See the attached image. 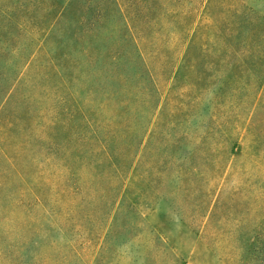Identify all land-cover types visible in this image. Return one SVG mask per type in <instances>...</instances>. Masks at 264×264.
Wrapping results in <instances>:
<instances>
[{
  "label": "trees",
  "instance_id": "trees-1",
  "mask_svg": "<svg viewBox=\"0 0 264 264\" xmlns=\"http://www.w3.org/2000/svg\"><path fill=\"white\" fill-rule=\"evenodd\" d=\"M111 1L121 12L122 28L114 30L117 48L101 49L113 32L87 23V40H103L89 43L83 59L73 53L74 43L69 71H62L70 90L58 97L50 142L57 191L102 235L118 219L132 174L158 194L162 208V200L175 204L172 192L180 188L181 177L200 172L198 161L240 163L249 178L241 263L264 264V14L224 13L220 30L210 33L204 53L197 56L201 68L194 72L204 80L188 97L185 115L164 98L188 55L183 50L189 32L172 14V6L182 0ZM164 1L171 6L164 7ZM163 8L168 12L160 13ZM4 16L0 105L31 55L23 60L21 48L11 47L17 42L11 27L19 29V22ZM109 18L103 14L100 23L108 25ZM83 71H95L97 78L96 84H85L84 96L77 89ZM130 204V214L139 215Z\"/></svg>",
  "mask_w": 264,
  "mask_h": 264
},
{
  "label": "rangeland",
  "instance_id": "rangeland-1",
  "mask_svg": "<svg viewBox=\"0 0 264 264\" xmlns=\"http://www.w3.org/2000/svg\"><path fill=\"white\" fill-rule=\"evenodd\" d=\"M172 8L189 32L183 50L188 55L164 98L185 114L188 97L204 80L194 71L201 68L197 56L210 33L220 30L224 13L264 14V0H182ZM5 13L19 22V29L11 27L17 40L11 47L21 48L23 60L31 55L0 105V264H242L249 178L240 163L198 161L200 172L181 177L180 188L172 192L175 204L162 200V208L158 194L134 173L110 233V225L101 235L92 221L80 218L83 211L57 191L50 154L53 114L58 97L70 90L62 71L68 70L74 43L73 53L83 59L88 26H101L113 32L101 49L115 50L121 12L111 0H0V32L8 25ZM105 13L110 20L103 26ZM94 72L80 76L77 89L83 96L85 86L97 82ZM262 89L264 95V82ZM129 204L139 215L130 214Z\"/></svg>",
  "mask_w": 264,
  "mask_h": 264
}]
</instances>
